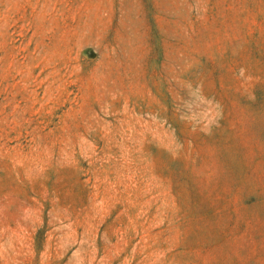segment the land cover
<instances>
[{"label":"rangeland","instance_id":"obj_1","mask_svg":"<svg viewBox=\"0 0 264 264\" xmlns=\"http://www.w3.org/2000/svg\"><path fill=\"white\" fill-rule=\"evenodd\" d=\"M0 264H264V0H0Z\"/></svg>","mask_w":264,"mask_h":264}]
</instances>
